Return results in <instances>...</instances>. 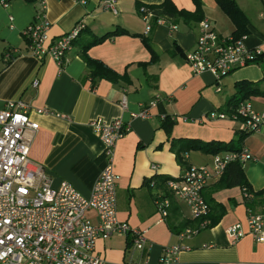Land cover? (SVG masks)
Listing matches in <instances>:
<instances>
[{
  "label": "crops",
  "instance_id": "0c3cea01",
  "mask_svg": "<svg viewBox=\"0 0 264 264\" xmlns=\"http://www.w3.org/2000/svg\"><path fill=\"white\" fill-rule=\"evenodd\" d=\"M6 1L8 7L0 5V110L10 101L29 106L31 120L40 125L30 160L45 169L53 186L69 182L81 195L89 197L104 168L103 144L90 123L121 119L131 127L115 152V172L120 176L118 216L132 229L147 231L149 245L145 253H140L132 249L129 235L100 240L97 252L104 264H161L164 249L177 244L186 249L170 264H264V244L255 243L249 235L232 243L227 234V229L237 224L245 232L249 229L242 187L219 189L218 182L211 183L203 196L221 206L212 212L214 219L221 214L219 209L224 214L216 226L204 228L182 242L179 232L194 220L186 204L171 196L164 183L182 177L190 165L212 164L214 155L203 151H190L183 165L178 162L174 143L194 139L203 143L234 142L236 147L246 148L254 160L242 164L245 177L254 192L264 190V125L259 132L239 141L238 122L205 119L213 111L231 112L229 104L241 82L256 84L262 95L245 100L256 112L264 114V0H234L248 20L246 47L259 50L262 55L223 78L219 84L221 92L216 91L218 83L212 73L195 75L185 60L186 54L196 47L199 23L165 17L163 24L153 25L152 32L145 34L140 5L158 6L165 0H117V15L103 9L106 0H88L85 6L75 0ZM172 2L179 10L196 11L192 0ZM202 2L205 20L220 36L233 37L236 27L217 0ZM44 5L52 24L47 45L70 33L79 23L86 27L61 68L50 56L42 61L33 57L24 35L26 28L44 13ZM172 26H177V30H171ZM120 29L140 37L121 34L91 47L88 54L117 73L127 74L131 84L93 80L81 56L82 47L91 35ZM143 38L159 56L158 62L147 68L140 65L149 63L152 57ZM35 81L39 82L37 88ZM124 96L126 111L120 106ZM154 100L159 102L151 111V119L132 118V114ZM44 110L48 113H39ZM162 114L176 118L171 133L164 127ZM164 195L171 200L166 219L158 205ZM257 211L264 213L261 208Z\"/></svg>",
  "mask_w": 264,
  "mask_h": 264
},
{
  "label": "built area",
  "instance_id": "2783aa9c",
  "mask_svg": "<svg viewBox=\"0 0 264 264\" xmlns=\"http://www.w3.org/2000/svg\"><path fill=\"white\" fill-rule=\"evenodd\" d=\"M75 1L84 6L88 4V0ZM0 5L8 7V2L0 0ZM103 9L117 15V0L106 1ZM43 12L24 32L28 49L37 60L50 56L61 68L74 41L86 27L79 23L70 33L47 45L52 24L46 16L45 5ZM140 13L148 35L153 30L155 14L145 6L141 7ZM164 22L165 19L160 18L156 24ZM199 28L196 47L186 54L185 60L195 75L212 73L218 83L217 92L222 91L219 84L223 78L256 62L262 55L259 50L246 47L247 36L224 38L208 20L200 22ZM171 30L176 31L177 26H172ZM38 86L39 82L35 81L34 87ZM158 102L154 100L143 106L140 112L131 115L132 118L151 119V111L158 107ZM120 106L123 111L128 109L126 96ZM161 118L165 120L166 115L162 114ZM205 119L238 122L244 135L257 133L264 125V114L256 112L248 100L241 101L230 113L213 111ZM172 121L175 122L176 118L173 117ZM90 126L103 144L104 168L91 195L86 197L69 182L54 187L45 169L30 160L31 147L40 125L31 120L29 106L22 101H10L0 110V264H104L97 252L98 242L122 235L131 236L134 251L146 252L149 245L147 231L132 229L118 216L120 176L115 172V152L118 142L131 127L121 119L112 122L98 119ZM251 160L254 158L246 148L216 154L212 164L190 165L182 177L168 180L166 187L171 196L186 204L192 219L198 220L210 212L203 196L205 189L218 182L230 164H245ZM153 170L156 171L157 167L153 166ZM158 205L162 218L166 219L171 207L170 198L160 197ZM248 213L247 232L239 224L227 229L231 242L236 243L249 235L255 243L264 244V213ZM205 226L206 222H203L185 228L178 237L183 242L196 236ZM185 249L182 244L166 247L161 264L176 262Z\"/></svg>",
  "mask_w": 264,
  "mask_h": 264
},
{
  "label": "trees",
  "instance_id": "16d2710c",
  "mask_svg": "<svg viewBox=\"0 0 264 264\" xmlns=\"http://www.w3.org/2000/svg\"><path fill=\"white\" fill-rule=\"evenodd\" d=\"M192 1L196 7L195 12L179 10L175 6V4L172 2V0H165L161 5H158V6H145V7H147L149 10H151L155 14V17L152 20L153 25H156L158 19L165 18V17L175 18L176 20H183L184 22L188 24L190 23L198 24L205 20L204 5H203L202 0H192ZM217 3L219 7L222 9V11L231 19V21L236 27V31L233 37L235 39H240L244 36H247L248 20L244 12L237 5V3L234 0H217ZM140 7L142 6L140 5ZM84 30L82 31V33L84 32ZM121 34H130V33L124 29H120V31L119 30L111 31L101 36L91 35L89 39L86 41L85 46L82 47L81 56L83 60L85 61L87 68L90 72V76L93 80H98V79L107 80L115 85H118L121 81L127 84H131V80L127 74L121 75L117 73L116 71L108 67L106 64H104L102 61L95 60L91 58L88 54V51L91 47L101 45L105 43L106 41L114 39L115 37ZM130 35L135 36V37H140V35L138 34H130ZM78 39H76L74 43H76ZM143 42L152 56L149 63L140 64L144 68H147L149 65H153L157 63L159 60V56L155 52L153 47L151 46L148 39L143 38ZM236 88L238 89V91L235 97L231 100L229 104L231 107L230 109L231 112L238 107L241 101H244L249 96L262 95V93L256 88L255 83L241 82L236 85ZM159 106L160 108L162 107L160 103H159ZM174 125H175V122L172 121L171 117L166 116V119L164 120V127L168 133L172 132ZM247 136L248 135L246 134L244 135L241 133L239 141H243ZM177 144H180V146L178 147ZM173 148H174V152L176 154L178 162L182 165L185 162L184 155L190 151H203L207 154L216 155L220 153L221 151L238 152L241 150L239 147H236L234 142H231V143H223V142L203 143L199 140H194V139H185V140H181L180 142H175L173 145ZM166 182L167 180L166 181L164 180V183ZM217 186H218L217 188L219 189L242 187L244 191V195H245V203L248 207V212L252 211L254 213H263V212H258L257 209L259 208L264 209V190L260 192H254V190L251 188L250 184L248 183L245 177L242 164L238 162L230 164L226 168L225 173L222 176V178L218 181ZM205 200L210 207V212L208 213L207 216L203 218L194 220V222L192 221L188 222L189 226L187 227L200 225L203 222H206L205 228H208V227H214L219 223L220 218L224 214V210L222 208L219 209L221 214L217 218L214 219L212 217V212L216 208L221 207V206L214 204L212 199L205 198Z\"/></svg>",
  "mask_w": 264,
  "mask_h": 264
},
{
  "label": "water",
  "instance_id": "95a60500",
  "mask_svg": "<svg viewBox=\"0 0 264 264\" xmlns=\"http://www.w3.org/2000/svg\"><path fill=\"white\" fill-rule=\"evenodd\" d=\"M106 1H108V0H106Z\"/></svg>",
  "mask_w": 264,
  "mask_h": 264
}]
</instances>
